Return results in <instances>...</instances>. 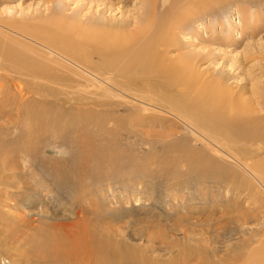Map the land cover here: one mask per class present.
Listing matches in <instances>:
<instances>
[{
    "label": "rangeland",
    "instance_id": "obj_1",
    "mask_svg": "<svg viewBox=\"0 0 264 264\" xmlns=\"http://www.w3.org/2000/svg\"><path fill=\"white\" fill-rule=\"evenodd\" d=\"M145 3L0 0V24L11 30L26 26L20 30L36 34L34 41H29L3 29L0 32L8 35L5 42L42 63L37 67V80L21 66L3 61L6 49H0V84L4 87L0 102V264H113L124 249L130 253L135 250L127 255L137 254V259L144 258L146 264H164L170 252L179 248H187L191 264H196L195 250L204 251L207 239L214 242L210 243L214 248L230 247V255L236 254L241 241L252 244L251 252L254 247L264 246V192L255 201L247 199L260 188L252 185L254 188L242 190L248 185L246 179L242 180L243 173L234 161H229L233 154L239 161L263 160L264 143L251 146L241 142L230 151L221 145L217 149L223 153L213 154L206 143L218 138L204 128V122L189 113L179 120L169 112L172 96L192 100L196 97L189 93H194L192 89L179 92L165 88V79L145 76L140 67L127 77L106 74L99 66V55L93 54L88 62L86 56L66 51L74 31L68 29L64 35L54 22L60 16L68 26L80 22L87 30H76V38L112 36L118 30L134 32L148 14ZM164 9L160 12L166 19L172 10ZM38 32L51 37L45 41ZM176 35L180 50L171 58H194L195 69L203 80L225 81L257 108L247 133L256 128L264 130V109L258 104L264 102V0H220L184 22L182 32L177 30ZM61 39L66 41L65 58L42 49L45 42ZM143 44L141 41L137 46L125 47L120 55L124 63L121 67L134 60ZM33 49L37 53H32ZM130 81L138 82L137 87H130ZM148 84L155 85L154 93L146 92ZM17 94L25 95L24 100ZM152 99L156 108L137 115L143 106L138 103L150 106ZM159 108L164 111L159 112ZM79 114H92L101 123L113 126V130L106 131L94 124L89 131L75 136L90 141L93 150L101 149L104 156L114 158V170L108 167L111 164L96 166L92 153H86L81 143L73 150L69 146L62 151L56 147L63 145L61 140L52 141L56 130L46 126L54 119L60 127L62 122L56 121L60 116L67 120ZM35 120L42 122L37 125ZM30 124L33 130L27 128ZM183 142L209 158L220 157L218 171L205 173L204 165L188 167L184 161H188L189 154L182 152ZM170 145L173 153L179 154L175 162L169 155ZM261 182L264 184V178ZM187 231L194 233L190 240L184 238L183 232ZM105 253L112 255L108 261Z\"/></svg>",
    "mask_w": 264,
    "mask_h": 264
},
{
    "label": "bare ground",
    "instance_id": "obj_2",
    "mask_svg": "<svg viewBox=\"0 0 264 264\" xmlns=\"http://www.w3.org/2000/svg\"><path fill=\"white\" fill-rule=\"evenodd\" d=\"M143 2H145V1H143ZM216 2L220 3V0H218V1H216V0H146V3H148L147 7L149 10L147 9L148 14L145 18V21L139 22V27L134 32L128 31V30H122V31L118 30V31H114V35H112V36L111 35H105V36L81 35L79 38H76V36H77L76 30L85 31V30H87V28L84 27L83 25H81L80 22H78V21L73 24V27L68 26L66 23L62 22L61 16H60L59 19L56 18L54 20V22H57L55 26L58 28V31L62 30V32H63L62 34L67 32L68 29H73V31H74L71 37H74V36L75 37L74 38L70 37V39H69L70 40V42H69L70 49L66 50V48H65L66 41L64 40L65 43L62 41L63 36H62L61 41L55 40L51 44H48L45 42L46 45L43 44L44 48H42V49H47V51L51 55H54V56L58 55L61 57H64L63 55H65L63 53L64 50L71 51L73 53V56L74 55L86 56V59L88 62L90 61L92 55L96 54V55L100 56L101 60H100L99 66L101 69L105 70L106 74H110V75L114 74V75H121V76L127 77L130 72H132V71H134L140 67L143 69L144 72H142V73H144L145 76L153 77V79L154 78L157 79V77H162L163 79H165V82H164V83H166V85H164L165 88H171L172 90L179 91V92H184V89H192L194 91V93H192V92H189V93L191 94L192 98L194 96H196L192 100L188 96H187V98H188L187 100H184L183 97H181L182 95L181 96L179 95L178 97L172 96L173 99L171 98V100H172L171 103H172L173 108L171 107L169 112H172V114L174 113L178 117L179 120H180L179 117H182V119H183V117L185 115L184 113H189V116L195 115V118L197 117V119H200L201 122H204L205 123L204 128L211 135L213 134L215 137L218 138V140L212 139V142H210V143L208 141V144L206 142H204V144L206 143V145L211 149L210 151L213 154L223 153V152H219L217 149L218 147L220 149L221 145L223 146L224 149L228 147V149H229L228 151H230L231 147H233L234 144H238L241 142H245L247 144L249 143V145H251V146H253V144H263L264 143V130H263V128L257 129L255 127L256 125H254L253 128H256V130L255 129L252 130L250 134L247 133L248 124L251 125V121L253 120V116H257V115H255L256 113H258L256 107H251V105L248 103V101L243 98V95H241V96L237 95L231 86L229 88V86L226 85L225 81H222L220 79L217 82H213V81L210 82V80L209 81L203 80L202 74L199 73L195 69V65H196L195 62H197V61L196 60L194 61V58H187L185 55H180L177 58H171V56L173 55L174 52H177L178 50H180V48L178 47V43H177L178 42V37L176 35L177 30L182 32V24L184 22L188 23V21L190 19H192L193 16L199 15V13L201 14L202 12L204 13V11H206L207 7H210L214 4H217ZM161 8H163V9L168 8L169 11L172 10L170 16L167 17L166 19H165V17H162L163 15L160 12ZM4 25L5 24H3V25L0 24V30L5 29V31L7 33L10 30V31L14 32V34L19 36L21 39L34 41V40H32V38L36 37V34L35 35L34 34L28 35L27 33L23 32V30H20V29L26 28V26L19 27L20 29L14 28L15 30H11L9 28H6V25L5 26ZM230 27H232V25ZM18 30H20L21 32ZM5 33L0 32V49H2V48L6 49V50L4 49L6 52H5V54L3 53L2 60L10 62V63H14V64H16L17 67L21 66L22 68H24V70L27 73H30V74L32 73L33 77H35L37 80L40 79L38 77V72H37V70H40V69H38L37 67L41 66L42 63L40 61H38L37 59H35L34 57L30 56L29 54L22 52V51L14 48V47L8 46L7 43L5 42V38H7L8 35H6ZM38 33H39L38 34L39 38L41 36H43V40H45V41H46V37H48L47 39H49L51 37V34H49V33L48 34H45L43 32H38ZM16 40L18 42V39H16ZM141 41H143L144 44L141 47L140 51L135 55L134 60H132L129 65H125L124 67H121L122 65H124V63H123L122 57L120 55L125 53V47L137 46V44H139ZM42 43H43V41L39 42L38 44L42 45ZM28 49H30V47H28ZM81 50L84 52H81ZM31 52L37 53V50L33 49ZM39 56H43V55L39 54ZM67 61L68 60H66V62ZM73 63H75V61L70 60V64L75 65ZM94 65H96V64H94ZM78 68H80V66H78ZM97 68H99V67H97ZM50 71H52V70H50ZM86 72L88 73L87 75H89V72L88 71H86ZM100 73H99V75H100ZM126 77H124V78L126 79ZM146 80H148V79H146ZM160 80H162V79L160 78ZM137 83L138 82L130 81V83L128 82V85L130 87H132V86L136 85ZM160 83H159V85H160ZM147 86H148V88L146 89V92H148L149 94L154 93L153 88L155 87V85L152 86V84H148ZM135 87H137V85ZM3 88L4 87L0 84V102H1L2 98L4 99V97H2L3 96V92H2ZM158 91L160 92L161 89ZM260 91H261V89H256V92H260ZM22 92L23 91H21V93ZM261 92H262L261 95L263 96L262 98L264 99V89H262ZM33 94H36L37 96H42V95H40L41 93L39 94L36 91H34ZM258 94H260V93H258ZM17 95L20 96L21 94L20 95L17 94ZM18 96H16V97L18 98ZM21 96H22V99L24 100L25 95H21ZM10 97L11 96H8L7 99H10ZM157 98H160V97H157ZM150 103L153 104L154 99H152ZM138 104L143 105V106H141L139 108V111H138L139 113L137 115H139V114L141 115L143 113H147L149 111H152L149 108H152V107H153V109L156 108V106L154 104L150 105V106L148 104L145 105L144 102H141ZM166 104H168V103H166ZM258 104H260L262 106V108L264 109V102L258 103ZM76 111L78 112V109ZM162 111H164L163 108L162 109L159 108V112H162ZM134 114H136V113H134ZM256 118H258V117H256ZM254 119H255V117H254ZM57 120L62 122L60 127L56 126L55 120L53 119L50 122V124H48V126H46V129L51 128L53 130H56V132L53 134V136H51V138H52V141L54 143H57L61 140V143L63 145L61 147L56 146L57 148H59L58 150L65 151V149L69 148V146H70V149L73 150L74 145L81 143L85 147L86 153H89V152L92 153V162L96 166H99V165L103 166L104 163H106V165L111 164L108 167L109 168L111 167L112 170H114L113 168H116L115 165L117 164V162H115L114 158H112L111 156H104L102 154L101 149L100 150L99 149L93 150V145H89L90 141L88 143H86L85 140L77 137L78 136L77 134L89 131L92 127H94V126H92L94 124H96L95 126H97V127L101 126L106 131L113 130L112 125L106 124V123H101L99 120H97L95 117H93L92 114L86 115L85 117L80 116V114H79V116H76V117L71 118V119L68 118L67 120H66V117L60 116L58 119H56V121ZM141 120H142V118H141ZM32 121L33 120H31V122ZM137 121H139V120H137ZM41 122H42V120H40V121L35 120V123L37 125H39ZM33 123H32V125H33ZM121 126H123V125H121ZM32 127L33 126H31V124H30L27 128L29 130H33L34 128L32 129ZM126 127H124V128H126ZM261 130H263V131H261ZM204 134H206V133L204 132ZM62 135L65 137V140L62 138ZM75 135H77V136H75ZM92 135L93 134H91L90 136H92ZM193 135L196 137V139L202 140L201 139L202 136L199 137L200 135L198 136L197 133H196V135H195V133ZM26 136H28V135L26 134ZM211 138H213V137H211ZM66 139H68V140H66ZM223 141H225V142H223ZM174 143L178 144L179 142L176 141ZM182 144H183L182 145V147H183L182 152L183 153L187 152L189 154L188 156H186L188 161L187 162L184 161V163H187L188 167L192 166V168H194L195 166L204 165V166H206V171H204L205 173H211V171L213 173H216L218 171V169L220 168V164H219V162H220L219 158L220 157H216L217 156L216 155L215 156L216 158H209L205 152H203V151L198 152V151L194 150L193 147L188 145L186 142H183ZM167 147H169L168 148L169 155H173L174 159H175V160H171V161H173V162L177 161L178 160L177 155H179V154L173 153L172 148H171L172 145L167 146ZM258 147H261V146H258ZM223 148H222V151L224 150ZM259 149H261V148H259ZM198 150H199V148H198ZM32 151H34V150H32ZM82 155H84V154H82ZM228 155L230 156V154H228ZM233 155L234 156L232 158H230L229 161L230 162H232L231 160L234 161V163L237 165L238 169L244 175V177L242 175V180H243V178H245L246 180H244V181H246L248 184L246 186H243L242 190H248L251 187L254 188L255 185L260 188L259 190L256 188V190H255L256 193L250 194L249 197H247V199L255 201L256 198L262 192H264V190L261 189V185L264 187V184L261 182L262 178H264V159L261 161H258V160L257 161H254V160L253 161H249V160L242 161V159H241L240 161H242V162H240L238 160L237 155H235V154H233ZM227 158H228V156H227ZM247 159H250V158H247ZM80 162H81V160L79 159L78 163H80ZM167 165H168V163H167ZM170 165H173V163ZM101 166L98 167L99 170H100ZM155 166H159V164L155 163ZM83 168H84V166H83ZM228 171H225V173L227 175H228ZM80 177L83 178V176H80ZM252 185H254V187ZM64 186H65V184H63V187ZM73 215H74V213H73ZM242 219H243V217H242ZM188 232H190V231H187L185 233L183 232V235H184V238L190 240V238H192V235L194 233L191 232L192 234L191 233L188 234ZM233 240L235 242V238ZM211 242L214 244V242L212 240H211ZM211 242L208 239L205 240L206 246L204 248V251H202L201 248H199V249L196 248V249H198V250H195L196 258L194 259V261L196 264H239L240 261L244 260L246 257H248V258L244 264H260L261 262L264 264V246H262V245L257 247V248L254 247V250L252 249L253 252H251V249H249V248H251L250 246H252V244L247 243L245 241H241V245L238 246L240 248H238L236 250V254L230 255V249H231L230 247H225L224 245H222V246H220V248H217L218 246L216 248H214L215 246L210 244ZM232 245H234V244H232ZM243 246H245V247H243ZM241 247H243V248H241ZM186 249L187 248L180 250V248H179V250L171 251L169 254L170 258L167 259L164 262V264H191L192 260H191L190 256L188 255L189 251L187 252ZM132 251H135V250H132ZM132 251H131V253H132ZM122 252H124V253H121V255H119L120 258L116 257L115 261H112L113 264H146L144 262L145 261L144 258H142V259L140 258L141 260L137 259V257H138L137 254H136V257L132 256V255L129 256L131 253L128 249H124V250H122ZM127 253H129V255H127ZM173 255H178V256H173ZM243 255H246V256H243ZM108 256H112V255H110L109 253L104 254V258L106 257L105 259L107 261H108ZM160 258H162V257L160 256ZM110 264H111V262H110Z\"/></svg>",
    "mask_w": 264,
    "mask_h": 264
}]
</instances>
